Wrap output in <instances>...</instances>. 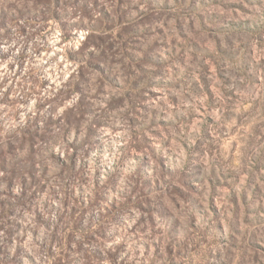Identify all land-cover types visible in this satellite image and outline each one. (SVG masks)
Masks as SVG:
<instances>
[{"label": "rangeland", "instance_id": "obj_1", "mask_svg": "<svg viewBox=\"0 0 264 264\" xmlns=\"http://www.w3.org/2000/svg\"><path fill=\"white\" fill-rule=\"evenodd\" d=\"M45 2L52 8L40 20L33 9ZM254 3L0 0V42L15 39L13 28L28 34L20 21L47 33L34 56L27 45L16 55V48L0 47V84L6 82L0 87V264H51L45 247L69 235L73 264H84L83 252L105 257L115 246L124 264L264 262V21L250 16ZM90 18L97 21L91 28L83 22ZM74 31L83 36L74 41L76 51L69 46ZM86 46L93 51L85 53ZM120 60L134 73L121 68L132 95L124 117L113 125L98 114L76 130L78 138L83 133L79 145L65 141L63 155L50 153L44 163L53 137L51 128L40 129V110L55 97L36 98L35 116L21 97L70 83L81 96L96 72L111 83L110 61ZM96 98L93 93L88 105ZM122 99L103 106L116 112ZM86 108L80 105L81 113ZM9 123L15 131H5ZM92 151L97 157L89 163ZM129 187L135 200L122 195ZM123 207L128 212L116 215ZM60 217L70 223L54 233ZM97 218L116 231L109 235ZM87 230L109 247L82 244L81 253Z\"/></svg>", "mask_w": 264, "mask_h": 264}, {"label": "clouds", "instance_id": "obj_2", "mask_svg": "<svg viewBox=\"0 0 264 264\" xmlns=\"http://www.w3.org/2000/svg\"><path fill=\"white\" fill-rule=\"evenodd\" d=\"M29 7H33V5H29ZM245 7H248V5H245ZM52 8V5L49 3H39L35 5L34 11L39 14L38 18L40 20H44L47 16L50 15V9ZM249 14L252 17H255L259 21H264V0H256V3H254L249 8ZM77 20L80 19L79 16L76 17ZM91 23L88 21H83L84 23H88L89 28H91L94 24H97V21L94 18H90ZM20 24L22 26L28 27L29 32L27 35L21 34L17 28H13V31L15 33V39L12 40L11 43H8L7 40H4L3 42H0V47L4 49L5 52L9 50V48H16V54L20 53V51L27 45L28 46V53L29 56L35 55V47L34 46H43L45 41L43 39L44 36L47 35L46 32L39 31L41 29L40 24H36L35 27H32L30 25L25 24L24 21H20ZM2 31V29H0ZM38 35H34V33L38 32ZM83 39V36L79 32H73V42L69 45L73 48V51H76L74 46L75 39ZM100 50H103L102 45H98ZM88 51H93V49L89 46H86L85 53ZM85 53H81L82 56V62L83 58L85 56ZM15 62V61H13ZM23 62V61H21ZM113 64L112 70L109 73V80L111 83L100 77V73L96 72L92 76L91 84L89 88L84 89L81 96H77L73 94L70 91L71 83L69 85H66L63 91H58L56 88H52L49 86V88L41 89L39 93L32 92L31 95H28L27 92L21 97L22 99H26L28 101L27 104V111L32 114V116L36 115V111L33 109V105L36 103V98H40L41 100H47L50 97H55V99L52 100L51 103H48L42 110H40V129L47 130V128H51V132L49 133L50 136L53 137V141L47 145V153L45 154L44 163H50V161L47 160V155L50 153H57L58 156H62L63 152L66 148L65 141L67 143H72L73 141L76 142L77 145L81 143V140L83 138V133L81 132L80 137L78 138L76 135V130L78 128L83 127L84 124L91 123L93 118L97 117V115H101L104 118L108 119L110 124L115 125L118 123L117 116L119 115L120 118L124 117L125 110L128 109V103L129 100L132 99V95L128 90V77H125L124 71L130 70L124 66V62L122 60L118 62H112ZM103 67V65H101ZM33 67L36 69V73L40 71V65L33 63ZM124 67V71H121V68ZM34 73V75L36 74ZM134 74L130 72V75ZM11 75H15L13 72ZM99 77V79H97ZM40 79H43V77H40ZM75 79V77L73 78ZM81 87L83 88V84H81ZM97 89L99 91L97 92ZM31 92V89L28 90ZM93 93L97 94L96 100H93L91 105H88V101L91 98V95ZM127 93V95H125ZM0 95H3L2 92H0ZM16 95H20V92H17ZM71 95L72 99L69 101L67 98ZM123 103V108H117L116 112H112L108 109H105L103 104L109 102L113 98H121ZM77 100L80 101V105H87L86 112L87 114L81 113L80 105H78L76 102ZM73 105L70 112L65 114L64 109L68 108L69 105ZM63 105V107H61ZM126 122V121H125ZM21 126H23V118L21 117ZM11 129L12 131L16 130V126L14 124H7L5 126V131H8ZM148 133L145 132L143 135H147ZM111 143V142H109ZM59 145V147H57ZM158 148V146H157ZM87 145H84L80 152L77 154V162L79 163V157L80 153H83L86 151ZM27 151V147L25 146V152ZM20 155H24V153H20ZM97 152L92 151L90 154L85 157V160L89 163L96 159ZM129 163L134 164V161H130ZM60 165H57L55 168V171L59 172L61 171ZM108 169H111V163L108 165ZM107 171V170H106ZM101 183L103 184V180H101ZM130 183V182H129ZM108 191L110 192L111 189L109 188ZM122 195L125 196H132L133 200H135V197L133 196L131 187L125 189V191L122 192ZM90 198V197H89ZM109 200H111V197H108ZM57 212L53 213L51 215V220L56 221L57 219ZM128 208L123 207L118 210L116 215H121L122 213H127ZM130 218L128 214H123L122 219L127 221ZM96 223H101L102 228H108L107 224H103V222L97 218L95 221ZM125 227H128L127 224H125ZM109 235H112L113 232L116 231L115 228H108ZM44 236V233L41 232V237ZM118 241L114 240L113 243H117ZM87 248V245L85 246ZM93 247H101L102 249L106 250L109 245L107 241H103L102 243L97 242L93 244ZM264 264V262H262Z\"/></svg>", "mask_w": 264, "mask_h": 264}, {"label": "trees", "instance_id": "obj_3", "mask_svg": "<svg viewBox=\"0 0 264 264\" xmlns=\"http://www.w3.org/2000/svg\"><path fill=\"white\" fill-rule=\"evenodd\" d=\"M22 33H24V31L22 30ZM1 35V34H0ZM4 36H0V38H2ZM21 59L25 57V54L22 53L20 54ZM6 85V82L3 81L2 84H0V87H3ZM10 94V88L6 94V97H8V95ZM14 150L13 149H8L6 151V153H12ZM73 219V218H72ZM70 222H66L63 221L62 218L60 217V219L56 222L55 226V232L54 233H63L64 230L66 228H64L65 225H69ZM79 225H81L80 221H76L74 223V226H72L71 231L72 232H77V230L79 229ZM92 234H94V232L87 230L85 232V234L82 236V242L79 243V249L81 250V253L83 252V249L81 248L82 244H86V245H92L94 243H96V241L93 239ZM72 239V240H71ZM73 241V236H67V240L64 243H59V242H54L51 241L50 243L47 244V246L45 247V253L47 256V260L51 262V264H73L74 261H72V257L70 256L69 252L70 250L69 248V243L71 244ZM55 243H58L55 244ZM55 249V250H54ZM57 249V250H56ZM120 252V247L119 246H115V250H108L106 252L107 256L103 257L101 255V253L99 252H83L82 256L84 259V264H100L102 261H109L112 264H124V262L121 260H118L117 257V253ZM1 256L3 255L2 253L0 254Z\"/></svg>", "mask_w": 264, "mask_h": 264}]
</instances>
